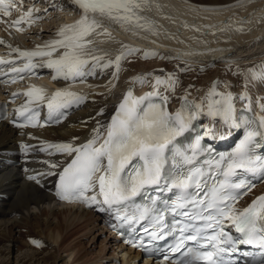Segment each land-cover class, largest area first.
Segmentation results:
<instances>
[{"label":"snow or ice","instance_id":"1","mask_svg":"<svg viewBox=\"0 0 264 264\" xmlns=\"http://www.w3.org/2000/svg\"><path fill=\"white\" fill-rule=\"evenodd\" d=\"M70 2L80 9V19L61 28L56 39L47 41L43 48L37 47L32 51L12 49L25 61L21 67L12 65L11 72L15 74L12 82H16V78H23L20 77L21 73H28L30 76L37 67L33 63L37 57L47 58L42 66L54 70L53 80L62 78L75 81L94 75L98 67L113 66L118 78L121 61L140 50L123 45L121 54L114 61L105 60L102 56L93 55L98 49L91 47L94 41L89 37L94 34L110 36L112 26L133 35H157L153 23L142 15L148 0ZM15 7L16 0H0V13L5 18L12 14ZM32 11L28 10V18H31ZM24 20L21 17L13 21L17 31H20L19 25ZM54 53H59L58 58H53ZM156 55L158 54L151 51L143 53L145 59ZM5 63L11 62L0 60V65ZM251 78L264 80V72L259 76L252 73ZM154 80L153 91L146 96L137 98L131 89L128 90L103 136L97 127L87 142L80 146L69 142L44 146L46 151L53 150L72 157L70 163L59 173L57 196L88 206L100 204V210L115 213L121 223L133 228L141 226L152 240L165 239L173 232L180 233L179 241L171 247L170 253L181 252L188 259L174 261L173 264H225L223 254L237 252L239 245H252L264 250V195L253 200L248 207H236L239 200L255 187L247 178L241 177L238 170L252 175L260 173L264 179V158L254 154V149L264 141V115L259 118L255 127H247L244 138L233 153L221 156L219 161L208 162L206 167L197 166L196 158L204 151L201 146L202 137L196 138L195 143L187 150L177 147L174 141L202 113L211 117L219 116L224 123L239 127L233 96L230 92H217V85L214 84L200 103L190 102L185 95L180 108L175 114H170L166 110L169 97L161 94L160 87L163 86L166 92L174 93L178 79L172 73L163 79L156 76ZM146 81L147 77L141 75L131 83L144 84ZM17 95L20 94L13 93V96ZM23 95L28 100L17 110L19 116L24 118L23 122H14L17 127L37 126L40 123L39 107L47 108V121L59 123L66 118L67 109L73 105L78 106L86 99L83 95L67 90H58L46 98L44 89L36 87H30ZM154 97L160 102H153ZM241 98L247 99V96ZM33 104L39 107H31ZM25 112L29 114L25 116ZM261 112L264 113V105L261 106ZM48 154L51 155L52 152ZM57 166L49 164L50 168ZM209 180L212 181L211 184ZM149 186H156L161 191L174 190L175 199L168 204L150 197V204L130 207L134 198L142 195ZM97 188L99 199L97 195H86ZM240 189L244 191H238ZM201 192L204 194L201 195ZM158 203L163 207L158 206ZM168 211L174 217H183L184 223L177 220L165 232L164 217ZM233 230L238 235L233 234ZM186 233L188 234L185 235ZM187 241L195 242L196 247H185ZM130 243L133 247H146L143 239L139 243ZM201 248L204 250L201 251ZM228 264L233 262L229 259Z\"/></svg>","mask_w":264,"mask_h":264},{"label":"bare ground","instance_id":"2","mask_svg":"<svg viewBox=\"0 0 264 264\" xmlns=\"http://www.w3.org/2000/svg\"><path fill=\"white\" fill-rule=\"evenodd\" d=\"M172 2L175 20L164 21L154 16L152 10L157 9L156 0H148L142 12L153 23L157 35L140 33V38H134L131 32L112 26L110 31L115 36L121 40L129 39L131 48L140 51L121 61L117 79L111 77V67H98L94 75L78 78L93 84L89 88L80 85L79 91H86L83 107L62 126L23 130L30 141L69 142L80 146L93 135L94 129L103 127L120 90L133 87L134 93L153 91L154 77L163 79L172 73L178 79L175 92H166L163 86L160 87L161 94L169 97L170 107L178 105L185 95L201 102L215 84L217 92L232 94L235 113L240 107L248 106L255 115H264L259 108L264 105V80L251 78L252 73L259 76L264 72V0ZM148 51L158 55L145 59L143 53ZM107 53L105 60L120 55ZM141 75L147 77L144 84L131 83ZM216 75L218 80L211 84ZM243 96L247 99H242ZM219 119V125L228 127L231 132V125L224 123L221 117ZM16 135L9 125L1 124L0 149L11 147ZM67 158L60 156L47 161L43 167L51 171L54 168L49 164H56L60 168ZM7 172L0 177V188L9 178L12 183L5 185L14 188L3 191L8 195L0 220V224L7 220L0 233V258H8L5 264L9 263L10 249L11 252L18 249L17 253L23 254L29 252L20 256L18 264H101L115 257L111 235L105 233L101 224L103 216L97 209L63 205L56 208L46 192L47 186L38 189L34 182L22 179L16 170ZM7 211L22 214V218L8 221L11 217ZM31 238L39 240L36 245L29 243Z\"/></svg>","mask_w":264,"mask_h":264},{"label":"rangeland","instance_id":"3","mask_svg":"<svg viewBox=\"0 0 264 264\" xmlns=\"http://www.w3.org/2000/svg\"><path fill=\"white\" fill-rule=\"evenodd\" d=\"M6 173H8L7 171L6 172H4V174H2L0 177H3V176H5L6 175ZM6 185L4 184L3 185V187H5ZM9 186V187H8ZM11 187L12 188H14V186H12V185H7V189H0L2 192L3 191H7L8 189H11ZM39 189V188H38ZM55 207L57 208V206L55 205ZM59 207V206H58ZM33 209V208H32ZM34 212V211H33ZM18 216H19V218H18ZM20 217L22 218V214L21 215H15L14 217H11L8 221H12V220H17V219H20ZM6 221L7 220H3L2 222H1V224H0V233L3 231V229L5 228V224H6ZM6 247H7V245H6ZM10 247V246H9ZM11 248V247H10ZM3 250H5V249H3ZM17 250L18 249H16L15 251H13V252H11V249H10V253H11V257L9 258V263L8 264H18V259H20L21 257L20 256H25L27 253L29 254V252H25L24 254L23 253H21V252H18L17 253ZM16 252V253H15ZM23 254V255H22ZM3 258H0V264H5V262L7 261V257H5V259H3L4 260V262H2L1 260H2ZM22 264V263H21Z\"/></svg>","mask_w":264,"mask_h":264}]
</instances>
